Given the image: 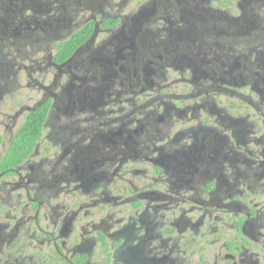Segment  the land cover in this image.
Here are the masks:
<instances>
[{
	"label": "flooded vegetation",
	"instance_id": "1",
	"mask_svg": "<svg viewBox=\"0 0 264 264\" xmlns=\"http://www.w3.org/2000/svg\"><path fill=\"white\" fill-rule=\"evenodd\" d=\"M0 264H264V0H0Z\"/></svg>",
	"mask_w": 264,
	"mask_h": 264
}]
</instances>
